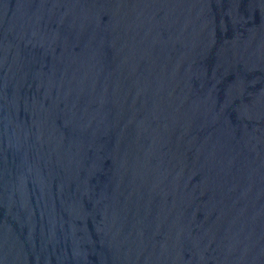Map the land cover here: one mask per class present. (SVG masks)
I'll return each mask as SVG.
<instances>
[{"label": "water", "instance_id": "1", "mask_svg": "<svg viewBox=\"0 0 264 264\" xmlns=\"http://www.w3.org/2000/svg\"><path fill=\"white\" fill-rule=\"evenodd\" d=\"M0 264H264V0H0Z\"/></svg>", "mask_w": 264, "mask_h": 264}]
</instances>
